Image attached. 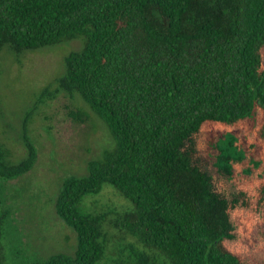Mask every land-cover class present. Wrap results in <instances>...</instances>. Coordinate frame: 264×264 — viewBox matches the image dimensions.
<instances>
[{
    "label": "trees",
    "instance_id": "trees-1",
    "mask_svg": "<svg viewBox=\"0 0 264 264\" xmlns=\"http://www.w3.org/2000/svg\"><path fill=\"white\" fill-rule=\"evenodd\" d=\"M77 40L57 93L80 96L115 145L56 199L75 254L34 264L103 263V215L80 205L105 184L133 204L117 227L149 251L128 264H264V0H0V51ZM30 117L24 160L0 144V192L39 158Z\"/></svg>",
    "mask_w": 264,
    "mask_h": 264
},
{
    "label": "rangeland",
    "instance_id": "rangeland-1",
    "mask_svg": "<svg viewBox=\"0 0 264 264\" xmlns=\"http://www.w3.org/2000/svg\"><path fill=\"white\" fill-rule=\"evenodd\" d=\"M82 46L77 40L21 54L10 46L0 51V144L10 163L26 158L23 121L31 112L28 134L39 157L26 175L1 182L0 195L9 212L2 239L8 264L75 254L77 234L57 215L56 199L68 177L86 176L89 162L115 145L105 124L80 96L57 93L65 58ZM72 113L83 114V120ZM80 206L83 212L103 215L108 242L102 264H128L137 254H148L137 239L117 227L120 215L133 210V204L113 186L105 184L99 195L86 196Z\"/></svg>",
    "mask_w": 264,
    "mask_h": 264
}]
</instances>
